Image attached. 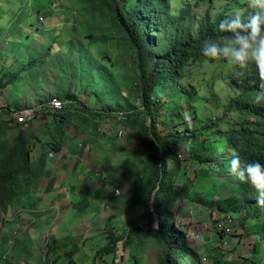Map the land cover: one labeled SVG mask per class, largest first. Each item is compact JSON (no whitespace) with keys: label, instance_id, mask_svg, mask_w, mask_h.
Returning <instances> with one entry per match:
<instances>
[{"label":"rangeland","instance_id":"obj_1","mask_svg":"<svg viewBox=\"0 0 264 264\" xmlns=\"http://www.w3.org/2000/svg\"><path fill=\"white\" fill-rule=\"evenodd\" d=\"M168 2L171 14L189 9L188 25L192 23L194 26L191 35L197 34L206 15L216 21L220 15L229 17L235 12L245 15L252 11L248 0ZM85 7L83 0H0V107L11 112L39 110L47 99L58 98L67 103L69 107L66 112L70 115L69 120H66L67 117L62 118L59 123H63L54 128L41 120L40 116L46 111L39 112L35 122L25 130L10 116L1 119H12L11 125L15 129L10 131L9 136L15 135L17 129L27 133L30 144H34L31 145L32 152L36 150L35 147L38 152L48 151L49 142L59 143L62 138L64 142L60 151L63 154L56 156L57 159L78 166L82 178L88 176V180L82 179L81 186L77 185V173L72 178V182L76 183L75 189L70 190L68 206L72 216H68L67 224L78 227L82 225L81 218H84V227L97 223L103 235L98 239L96 237V240H89L84 235L86 228L81 233L74 231L70 247L76 251L61 255L60 264H94L96 252L107 244L110 230L127 240L118 243L114 257L98 260V264H135L134 259L138 264H158L157 250L146 240L145 234L136 229V226H140L146 230L145 209L152 204L146 194L147 154L136 134L126 129L116 117L141 106L139 82L135 80L136 63L131 51L120 43L118 35L110 33L105 21L89 14ZM85 64L94 72L84 67ZM97 68L104 69L113 77L119 85L118 91L108 81L109 76L100 75ZM233 74L235 70L231 64L222 61L204 62L190 65L187 82L202 86V103L219 117L225 113V106L233 94L231 88L219 81H226ZM67 94L74 97V102L65 101L64 96ZM109 106L115 111H110ZM94 111L100 112V118L91 115ZM83 112L86 115L79 118L77 114ZM121 129L125 131L124 139L117 136ZM38 137H41V143H38ZM53 137H56L55 140ZM64 145L65 149L62 150ZM37 156L34 154L33 159ZM38 163L41 164V159ZM87 169L92 174L91 178ZM95 171L102 177L94 179ZM201 177L202 174L197 180L188 183L189 188L192 185L189 190L191 197L195 192L209 188L210 183ZM116 189L121 191L119 197L114 196ZM29 195L31 193L20 198ZM213 209L215 211L211 212L209 208L193 205L186 210V218H192V233L199 238L194 240L208 246L202 256H206L209 263L218 259L220 264H264V237L254 235L258 243L257 254L252 252L254 247L247 244L245 238L242 243L236 236L221 238L215 226L226 213L222 215L216 207ZM21 213L18 211L16 214ZM3 215L0 212V221ZM236 225L234 223L235 230ZM155 227L158 225L155 224ZM23 229L20 227L15 230L17 232L9 233L8 237L11 238L8 239L0 236V258L5 256L7 264L17 263V254H13L8 245L17 239ZM47 229L44 223L37 222L29 240L38 242L42 234L49 235ZM51 239L47 236L43 241L50 243ZM2 243L7 252L2 251Z\"/></svg>","mask_w":264,"mask_h":264},{"label":"trees","instance_id":"obj_2","mask_svg":"<svg viewBox=\"0 0 264 264\" xmlns=\"http://www.w3.org/2000/svg\"><path fill=\"white\" fill-rule=\"evenodd\" d=\"M83 2L89 14L104 20L109 32L118 35L120 43L131 51L136 63L135 80L139 82L141 106L116 117L126 129L136 134L147 154L146 194L152 204L145 209L146 230L140 226H136V229L144 233L146 240L157 250V263L220 264L218 259L203 263L200 242L189 238L193 223L191 216L186 218V210L193 205L209 208L211 212L216 207L219 214L233 216L234 223L238 225L236 230L234 227L230 235L222 232L218 234L221 238L236 236L240 243L245 238L247 244L253 245L252 252L257 254L258 243L254 235L264 237V205L257 203L255 189L239 181L230 172L229 165L234 155L242 163L259 161L264 164V103L258 104L253 100L260 77L255 66L250 65L241 70L231 65L235 74L219 83L231 88L233 94L225 106V113L219 117L202 103V86L187 82L190 65L225 62L204 57L201 46L209 37L224 35L219 32L217 25L226 14L220 15L216 21L206 15L197 34L191 35L194 26L192 23L188 25L189 9L171 14L168 0ZM84 67L94 72L88 64ZM97 69L100 75L109 76L108 81L118 91L119 85L113 77L104 69ZM51 99H47L37 113L46 111V115L58 127L63 123H59L62 118L70 119L66 112L69 106L53 112L47 106ZM64 99L74 102L70 94ZM109 110L114 109L109 106ZM10 112L4 109L2 117L9 116ZM92 114L100 118V112L94 111ZM186 114L189 120L184 119ZM83 115L86 112L77 114L79 118H83ZM11 120L0 117L2 214L14 209L18 197L30 193L32 184L42 174L33 167L32 147L27 133L17 129L15 135L9 136L10 131L15 129ZM63 142L61 138L59 143L51 141L48 145L51 150L59 152ZM185 144L190 145L188 150L180 147ZM205 167L208 169L204 170ZM201 174V179L208 181L210 186L195 192L191 197L189 190L192 185L189 188L188 183L197 180ZM217 198L219 200L216 202ZM124 239V236H118L110 230L108 242L97 250L94 264H98V260L114 257L118 243ZM251 241L254 243L251 244ZM134 261L138 264L136 259Z\"/></svg>","mask_w":264,"mask_h":264},{"label":"crops","instance_id":"obj_3","mask_svg":"<svg viewBox=\"0 0 264 264\" xmlns=\"http://www.w3.org/2000/svg\"><path fill=\"white\" fill-rule=\"evenodd\" d=\"M13 85L14 84L10 85V88ZM40 117L41 120L43 119L42 122H44V124L49 123L51 126L53 125L54 128L57 126V124H54V121L52 120V118H49L48 115L44 114ZM38 138L40 139L38 143H41V137ZM28 139H30V137H28ZM30 145L33 146L34 144L31 143ZM35 149L36 150L31 153L32 164L33 167L38 168L42 174L40 178L36 182H34V184H32L30 190L31 195H29L28 197L24 196L23 198H20L22 195L18 197V199L16 200L17 202L15 203V208L8 211L2 216V219L0 221V233L3 234H0V236L3 235L7 238L9 233L17 232L15 230H19L20 227H24V229L21 230V232L17 236V239L11 245H8V249L13 250V254H17L15 256V259L18 264L19 262L20 264H36L37 262L41 264L44 252L43 240L45 239V237L49 236L52 238L51 242L49 243L50 251L52 254L51 259L54 262L56 261L55 264H60L59 257L61 255L68 253L71 254V252L76 251L70 247V244L72 245L71 237H74L71 234L74 233V231L77 233H81L84 230L83 228H86L87 231L86 233H84V235L87 236L89 240L98 239V237H101L103 235V232H101V229L98 228L99 226L97 223L88 227H84L83 222H86L84 218H81L82 225L78 227L67 224L68 216H72V214L69 212L70 207L68 206L70 203V190L75 189L74 183H76L72 182V178L74 174L77 173V180L79 181L77 185L81 186L80 183L83 181L82 179L84 178L85 180H88V176H83L82 178L78 166H73L71 164H67L66 162H64V160L57 159L56 156H61L63 152L59 151L52 153L53 151L51 149H48V151L38 152L36 147ZM64 149L65 145L63 146L62 150ZM34 154H38L35 159H33ZM36 159H41V163L43 164L38 163V160ZM34 160L36 161L34 162ZM86 171L89 173V177L91 178L92 174L90 170L87 169ZM95 172L98 173L97 171ZM95 172L94 174H96ZM98 178L99 177L96 178V176L94 177V179ZM89 195L90 194L88 193L87 196ZM25 209L27 211H25ZM18 211H22V213L16 214ZM74 215L78 216L77 213H74ZM96 220H98L97 217ZM37 222L44 223L46 229L49 226V228L47 229L49 235L48 233H44L41 235L38 242L33 243L29 240V236L34 232V227ZM91 230H93V232H91ZM65 236L68 237L66 240H64V238H66ZM2 244V251L7 252L6 247H4V243ZM215 246H217V244ZM199 248L203 253L206 251L208 246L205 244H200Z\"/></svg>","mask_w":264,"mask_h":264},{"label":"clouds","instance_id":"obj_4","mask_svg":"<svg viewBox=\"0 0 264 264\" xmlns=\"http://www.w3.org/2000/svg\"><path fill=\"white\" fill-rule=\"evenodd\" d=\"M248 6L252 12L247 16L235 12L221 19L217 27L224 35L204 40L201 53L206 58L223 60L241 70L255 66L260 84L253 100L259 104L264 103V0H248ZM184 119L190 117L186 114ZM180 147L188 150L190 145ZM229 170L239 181L250 184L255 189L257 203L264 205V164L259 161L242 163L234 155Z\"/></svg>","mask_w":264,"mask_h":264},{"label":"built area","instance_id":"obj_5","mask_svg":"<svg viewBox=\"0 0 264 264\" xmlns=\"http://www.w3.org/2000/svg\"><path fill=\"white\" fill-rule=\"evenodd\" d=\"M67 103L63 102L61 99L58 98H52L47 105L51 111L57 112V111H62L65 109ZM4 110L2 107H0V117H2L4 114ZM9 116L14 118L16 123L25 130L31 126L33 123L34 119L37 116V110L35 109H25L21 111H12L9 113ZM117 136L120 139H124L125 137V131L124 129H121L117 132ZM96 177H101V174L98 172L95 174ZM115 197H119L121 195V191L119 189H116L114 191ZM216 231L217 232H222L225 235H230L234 232V219L233 216L231 215H226L224 216L223 219L217 222L216 226ZM189 238L191 239H199L198 236H195L194 233H189ZM43 259L42 263L43 264H55L54 261H52L51 257V251H50V244L43 242ZM3 264L6 263V257L3 256L2 258ZM207 257H203V263H207Z\"/></svg>","mask_w":264,"mask_h":264}]
</instances>
